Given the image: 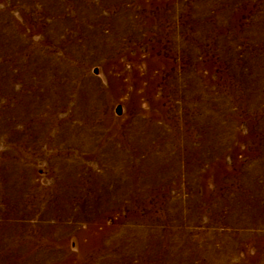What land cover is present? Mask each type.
Masks as SVG:
<instances>
[{
	"label": "rangeland",
	"instance_id": "374dc122",
	"mask_svg": "<svg viewBox=\"0 0 264 264\" xmlns=\"http://www.w3.org/2000/svg\"><path fill=\"white\" fill-rule=\"evenodd\" d=\"M0 264H264V0H0Z\"/></svg>",
	"mask_w": 264,
	"mask_h": 264
}]
</instances>
